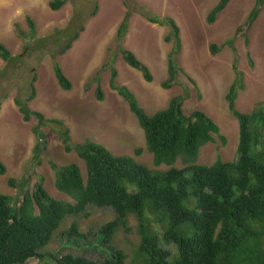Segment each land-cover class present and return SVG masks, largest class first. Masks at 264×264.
Wrapping results in <instances>:
<instances>
[{"label":"rangeland","instance_id":"obj_1","mask_svg":"<svg viewBox=\"0 0 264 264\" xmlns=\"http://www.w3.org/2000/svg\"><path fill=\"white\" fill-rule=\"evenodd\" d=\"M51 1L0 0V43L12 54L9 63L0 56V161L8 168L6 175H0V194L12 197L19 205L22 197L33 192L35 184L44 179L51 196L71 201L56 188L52 162L59 167L78 164L84 180L87 171L77 152L67 151L61 135L63 127L70 130L72 146L90 140L114 155L133 156L139 163L156 169L143 129L128 103L111 88L110 71L103 70L111 55L115 56L119 85L137 96L148 115L165 109L173 97L183 95L186 114L202 110L219 124L227 136V145L219 141L204 146L199 163L213 164L218 158L226 162L239 159L238 121L229 111L226 95L236 78L234 64L237 63L244 73L245 83V90L240 92L236 102L237 108L248 113L258 102L264 101V4L255 23L248 27V17L257 0H231L213 24L207 18L220 0H72L59 11L50 8ZM129 10L132 16L124 47L150 68L154 76L151 83L144 80L142 72L123 60L115 44L118 26ZM144 13L171 17L180 27L183 49L179 63L186 74L181 73L178 84L171 89L162 87L168 79V54L174 46L165 41L170 30L151 23ZM28 17L36 25L34 40L19 32H30ZM82 27L85 30L72 49L57 56L61 52L57 49H62L66 39ZM212 44L220 48L216 54L211 52ZM108 47H112L111 53ZM55 58L73 84L71 91L63 90L58 83ZM35 75L38 77L37 95L29 103L30 108L49 120L62 123L58 126L46 122L41 126L39 159L34 158L38 141L34 128L38 120L32 118L25 122L15 103L16 98L25 101L30 97ZM96 77L104 92L103 101L97 97ZM138 150H141L139 156L136 155ZM177 166L182 167L180 162ZM12 180L15 186L11 185ZM114 219L111 208L94 206L88 207L83 215L66 217L42 253L55 257L73 254L102 261L110 256L106 250L110 247L131 256L139 242L136 232L129 234L128 240L119 232L109 247H103L99 241V228ZM74 223L86 237L69 236ZM42 262L55 264L49 256ZM126 263L131 264L130 259ZM28 264L41 262L33 260Z\"/></svg>","mask_w":264,"mask_h":264},{"label":"trees","instance_id":"obj_2","mask_svg":"<svg viewBox=\"0 0 264 264\" xmlns=\"http://www.w3.org/2000/svg\"><path fill=\"white\" fill-rule=\"evenodd\" d=\"M70 1L52 0L50 8L59 11ZM230 2L220 0L210 12L208 22L215 23ZM263 4L264 0H257L248 17V27L257 20ZM131 16L129 10L119 24L115 44L123 60L142 72L144 80L151 83L154 76L150 68L124 47ZM144 16L151 23L170 30L165 41L174 46L168 54V79L162 87L171 89L178 84L179 75L186 74L179 63L183 49L180 27L171 17L150 13H144ZM27 23L30 32H19L34 40L36 25L31 17L27 18ZM84 30L82 27L67 38L65 46L57 49L61 51L57 56L71 50ZM219 50L216 44L211 45L213 54ZM108 51L111 53L112 47H108ZM0 56L7 63L12 60L10 50L1 43ZM103 70L110 71L111 88L128 103L144 130L146 146L153 155L156 169L139 163L132 156L114 155L90 140L72 147L70 131L63 128L61 135L67 151L75 150L85 162L87 179L84 180L78 164L59 167L52 162L57 189L72 201L52 197L45 188L44 179L35 184L33 192L23 196L19 205L12 197L0 194V264H28L33 260L44 264L42 261L48 256L55 264H127V259L131 264H264V101L258 102L250 113L237 109L239 93L245 90L244 73L237 63L234 64L236 78L226 99L230 113L239 122V159L224 162L219 158L212 165L198 163L201 148L218 139L226 145L227 138L207 113L195 110L186 114V98L179 95L173 97L165 109L150 116L139 104L137 96L119 85L115 56L108 58ZM54 72L62 89L71 91L73 84L57 58ZM37 79V75L32 79L30 97L25 101L16 98L15 103L25 122L32 118L38 120L34 128L38 137L34 158L39 159L43 137L41 126L46 122L58 126L62 123L49 120L43 113L30 108L29 103L37 95ZM95 80L98 100L103 101L100 79L96 77ZM136 154L141 155V150ZM178 162L182 167L177 166ZM162 166L168 168L162 170L159 168ZM7 172V166L0 161V175ZM11 185H16L15 180ZM92 206L111 208L115 213L114 220L99 228V241L103 247H109L119 232L127 240L129 234L136 232L139 242L131 256L110 247L106 249L110 256L102 261L73 254L55 257L42 253L66 217L83 215ZM71 235H76L77 239L86 237L76 223L69 231Z\"/></svg>","mask_w":264,"mask_h":264},{"label":"clouds","instance_id":"obj_3","mask_svg":"<svg viewBox=\"0 0 264 264\" xmlns=\"http://www.w3.org/2000/svg\"><path fill=\"white\" fill-rule=\"evenodd\" d=\"M118 92V91H117ZM240 94V93H239ZM122 97V96H121ZM185 103V102H184ZM169 105V104H168ZM237 106V105H236ZM238 109V108H237ZM202 111V110H201ZM242 112V111H241ZM251 112V111H250ZM250 112H248V113H250ZM206 113V112H205ZM134 115V114H133ZM232 115V114H231ZM135 116V115H134ZM233 116V115H232ZM136 117V116H135ZM235 118V117H234ZM236 119V118H235ZM138 120V119H137ZM237 120V119H236ZM238 121V120H237ZM219 125V124H218ZM238 126H239V122H238ZM220 127V126H219ZM63 128H65V127H63ZM221 128V127H220ZM68 129V128H67ZM70 131V130H69ZM144 131V130H143ZM221 132H222V129H221ZM239 132H240V127H239ZM222 134L224 135V136H226L223 132H222ZM71 136V135H70ZM226 138H227V136H226ZM221 142L222 143V141L220 140V139H218L217 140V142ZM216 142V143H217ZM227 142H228V140H227ZM209 144H215V143H209ZM238 144H239V138H238ZM208 145V144H207ZM222 145H224L223 143H222ZM227 145V144H226ZM75 146V145H74ZM206 146V145H205ZM225 146V145H224ZM73 147V146H72ZM203 148V147H202ZM202 148H201V150H202ZM237 150H238V146H237ZM75 151V150H74ZM238 152V151H237ZM200 154H201V151H200ZM137 155V154H136ZM239 155V154H238ZM127 156V155H126ZM139 156V155H138ZM153 156V155H152ZM133 157V156H132ZM80 158V157H79ZM135 158V157H134ZM199 158H200V155H199ZM219 159V158H218ZM217 159V160H218ZM221 159V158H220ZM82 160V159H81ZM137 160V159H136ZM216 160V161H217ZM223 160V159H222ZM215 161V162H216ZM224 161V160H223ZM238 161V160H237ZM224 162H226V161H224ZM228 162H233V161H228ZM55 163V162H54ZM85 163V162H84ZM198 163H199V161H198ZM199 164H202V163H199ZM205 165H212V164H205ZM44 183H45V180H44ZM45 185V184H44ZM55 185H56V183H55ZM46 188V187H45ZM57 188V187H56ZM49 192V191H48ZM62 193V192H61ZM64 194V193H63ZM51 195V194H50ZM53 197V196H52ZM23 198V197H22ZM59 200V199H58ZM72 201V200H71ZM63 223V222H62Z\"/></svg>","mask_w":264,"mask_h":264}]
</instances>
